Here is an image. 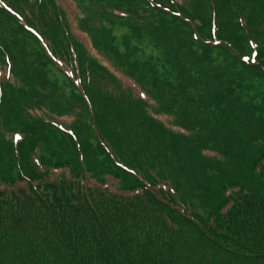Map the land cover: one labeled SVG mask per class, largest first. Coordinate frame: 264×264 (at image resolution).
<instances>
[{
  "label": "trees",
  "instance_id": "trees-1",
  "mask_svg": "<svg viewBox=\"0 0 264 264\" xmlns=\"http://www.w3.org/2000/svg\"><path fill=\"white\" fill-rule=\"evenodd\" d=\"M0 264H264V0H0Z\"/></svg>",
  "mask_w": 264,
  "mask_h": 264
},
{
  "label": "rangeland",
  "instance_id": "rangeland-1",
  "mask_svg": "<svg viewBox=\"0 0 264 264\" xmlns=\"http://www.w3.org/2000/svg\"><path fill=\"white\" fill-rule=\"evenodd\" d=\"M73 31H74V34L78 37V39L81 40V42L85 43L88 46V42H86L84 40V38H81V35L79 34V32L78 31H75V29ZM125 34H126V30L125 29H118V30L115 31V35L118 38L121 35H125ZM255 56H256V52L254 54V57ZM56 77L59 80L60 77H61V75L56 73V75H55V77H53V79H55ZM64 102L65 101H62L60 103H64ZM56 103H57V101H56ZM56 108H58V107L56 106ZM132 108L136 111V108L135 107H132ZM110 109H111V112L112 113H115L116 115L119 116V126L120 127L123 124L129 123V122H133V120H132V116L133 115L132 114H129V115L120 114V112L116 108H114V107H111ZM137 112H139V110H137ZM162 120H165V118L163 117ZM69 121H71V119ZM152 137H153V139H152L151 143L148 144V148L151 149V150H154V151H161L162 154H163V152H167L166 155H172V158L171 159L176 160L175 162L178 163L179 160H177V159L179 158V156L173 154L174 149L169 150V148L168 147H165L164 144H163V143H167V141L169 139L168 138L162 139V136H159L157 133H155ZM18 140H20V138H18ZM158 141L161 142L162 145L159 144V143H157ZM178 145L185 146L187 148L186 151H188L193 146V145H189V144L188 145L184 144V142L182 140L179 142ZM148 152H153V151H148ZM163 155H165V154H163ZM152 156H154V155H152ZM191 158H196L199 161V158H197V157H195L193 155H190V156L186 157L185 161L188 162L192 168L199 167L200 166V162H198L197 160L191 159ZM164 163H165V167L167 168L168 165L170 167H172L171 164H173L174 162L169 159L167 162H164Z\"/></svg>",
  "mask_w": 264,
  "mask_h": 264
},
{
  "label": "snow or ice",
  "instance_id": "snow-or-ice-1",
  "mask_svg": "<svg viewBox=\"0 0 264 264\" xmlns=\"http://www.w3.org/2000/svg\"><path fill=\"white\" fill-rule=\"evenodd\" d=\"M19 137H17V139H18Z\"/></svg>",
  "mask_w": 264,
  "mask_h": 264
}]
</instances>
